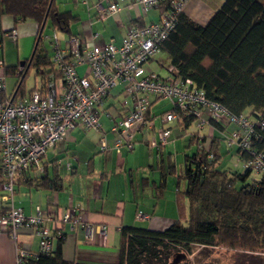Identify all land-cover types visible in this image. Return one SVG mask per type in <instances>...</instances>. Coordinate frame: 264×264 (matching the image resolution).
<instances>
[{"label":"built area","instance_id":"1","mask_svg":"<svg viewBox=\"0 0 264 264\" xmlns=\"http://www.w3.org/2000/svg\"><path fill=\"white\" fill-rule=\"evenodd\" d=\"M189 0H99L95 5L96 19L104 20L118 14L125 3L138 6L143 15L160 9L159 19L144 25L130 24L120 44L100 43L94 33V44L86 46L78 36L67 40L62 47L56 34L43 33V41H50L52 62L59 77L51 75L42 86L21 97H4L7 89L6 65L0 58V169L3 180L2 198L11 203L0 216V232L5 231L16 243V264H29L39 255L54 252L52 228L62 225L70 230L82 229L85 240L95 241L108 233L106 225H94L81 218L80 208L66 210L61 215L46 213L40 207L32 214L13 203L14 181L17 174L37 169L43 171V158L57 142L77 127L101 132V151L133 148L137 132L154 126L151 98L165 99L170 107L161 121H195L198 129L210 124H232L235 129L224 137L228 147H236L246 154L244 167L264 177V151L255 142L264 137V119L248 113H235L220 102L209 99L189 78L177 76L167 69L166 75L150 70L147 64L162 51V45L175 29ZM15 35V33H14ZM27 62L15 71L19 76ZM84 67V69H79ZM108 97L123 108V115L111 125L112 139L107 138L100 122L99 107ZM131 105V106H130ZM156 118V117H155ZM154 142L157 148L170 143L172 128H160ZM213 157V153L208 155ZM139 219H148L144 213ZM22 229L39 237V249L33 252L21 245L18 235Z\"/></svg>","mask_w":264,"mask_h":264},{"label":"crops","instance_id":"2","mask_svg":"<svg viewBox=\"0 0 264 264\" xmlns=\"http://www.w3.org/2000/svg\"><path fill=\"white\" fill-rule=\"evenodd\" d=\"M224 1L189 0L183 15L197 24L205 25ZM98 2L99 0H56L61 11H70L76 16L71 24V33H66L68 38L72 35L78 36L86 46L91 47L94 44L92 35L98 33L100 43L112 41L120 44L130 24L144 25L157 21L160 15V9H152L143 15L138 6L128 7L122 3L118 14L98 20L95 7ZM75 25L78 27L74 30ZM39 28L38 22L31 19L17 21L10 15L0 17V58L6 67L19 65L31 57ZM67 40L64 41V48L67 47ZM44 42L46 45L47 41ZM50 54L52 58L53 52ZM150 62L147 67L154 70L149 67ZM160 64L163 65L161 61ZM53 67L55 69L54 65ZM79 69L83 70L84 67ZM51 75L59 77V72L55 69L49 77ZM18 79L15 74L7 76L5 98L13 97ZM37 79L39 82H36ZM33 81L32 86L25 87V94L17 97L26 96L34 88L44 84L42 77L35 71ZM151 99L150 114L154 117V126L134 134L132 149L101 151V132L77 127L48 150L43 158L42 172L32 169L16 175L12 204L21 207L26 214L34 213L36 207L46 213L58 215L66 210L80 208L79 212L84 221L107 226L108 233L105 237H97L95 241L88 242L82 229L74 232L68 224H64L61 227L63 234L59 236L60 229L55 225L52 228L54 251L60 248L66 261L119 264L123 227L162 231L174 222L183 220L186 209L180 210L177 198L178 192L186 187L182 176L188 165V158L201 147L205 148L206 140L210 139V145L213 138L217 141L220 169L238 173L246 170V155L236 147H228L224 140L225 135L235 129L234 125L211 122L198 129L195 121L164 123L160 115L170 107V103L161 98ZM163 101L165 102L162 103ZM99 111L106 136L112 139L111 125L123 115L124 110L115 99L108 97L99 107ZM160 128H172L170 143L165 148L154 145ZM184 139V160L179 162L178 152L175 151ZM193 144L197 146L196 149L189 150ZM226 155H231L234 161L221 167L224 165L222 157ZM46 173L50 177L57 174V189L38 184L39 177ZM261 177V174L252 171L249 180ZM2 180L0 169V182ZM3 194L0 190V216L11 205L2 198ZM139 213H144L149 218L139 219ZM18 240L23 247L33 252L39 249V237L30 230L22 229ZM15 256V241L7 232L1 231L0 264H16Z\"/></svg>","mask_w":264,"mask_h":264},{"label":"trees","instance_id":"3","mask_svg":"<svg viewBox=\"0 0 264 264\" xmlns=\"http://www.w3.org/2000/svg\"><path fill=\"white\" fill-rule=\"evenodd\" d=\"M3 15L31 19L40 26L34 51L19 76L16 98L25 94L31 71L44 84L55 72L41 38L46 26L69 34L76 16L61 11L56 0H0ZM162 52L171 72L191 79L209 99L235 113L264 119V0H225L205 25L181 14ZM17 66L6 67V75L14 74ZM216 142L213 138L208 149L201 147L188 158L182 176L186 187L177 194L180 210L186 209L184 219L162 231L123 227L119 264H170L175 252L193 253L194 244L264 256V177L249 180L250 169H220ZM255 147L264 151V137ZM38 184L57 189L58 176L42 174ZM29 264L82 263L66 261L58 248Z\"/></svg>","mask_w":264,"mask_h":264},{"label":"rangeland","instance_id":"4","mask_svg":"<svg viewBox=\"0 0 264 264\" xmlns=\"http://www.w3.org/2000/svg\"><path fill=\"white\" fill-rule=\"evenodd\" d=\"M78 27V25L73 26L74 30ZM44 33L46 35L53 36L54 34L57 35L59 38V43L63 47L64 41L68 39V36L66 33H63L61 31H55L50 26H46L44 29ZM47 48L49 52H53L52 45L50 41H47ZM153 60V61H152ZM151 60V69H154L155 71L159 72L161 75L167 74V69H169L170 63L169 58L167 55L162 52L153 57ZM160 61L163 63L161 66ZM33 71L29 73V75L26 78L25 81V87L28 88V86H32L33 81ZM39 79L36 80V82ZM163 101L162 103H164ZM167 105V104H166ZM167 107V106H166ZM186 140H181L179 144V148L175 151L178 152V161L182 162L184 160V152L183 150L186 149ZM181 145V146H180ZM205 148L208 149L210 147V139L206 140ZM196 145L193 144L190 146V149H196ZM224 159V165L221 167H226L228 163H232L234 161V158H232L231 155H226L222 157V160ZM236 160V159H235ZM221 165V164H220ZM219 165V166H220ZM193 253H188L184 249L179 252H175L176 254L170 259V264H264V256L257 255V254H250V253H244L241 251L236 250H230L222 247H205L200 246L197 244L192 245Z\"/></svg>","mask_w":264,"mask_h":264}]
</instances>
